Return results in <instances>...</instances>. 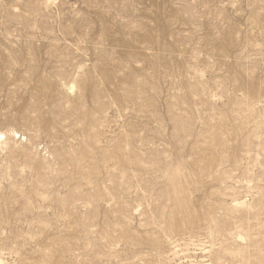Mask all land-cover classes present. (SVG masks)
I'll list each match as a JSON object with an SVG mask.
<instances>
[{
  "label": "rangeland",
  "instance_id": "rangeland-1",
  "mask_svg": "<svg viewBox=\"0 0 264 264\" xmlns=\"http://www.w3.org/2000/svg\"><path fill=\"white\" fill-rule=\"evenodd\" d=\"M43 3L0 0L3 264H264V0Z\"/></svg>",
  "mask_w": 264,
  "mask_h": 264
},
{
  "label": "bare ground",
  "instance_id": "bare-ground-1",
  "mask_svg": "<svg viewBox=\"0 0 264 264\" xmlns=\"http://www.w3.org/2000/svg\"><path fill=\"white\" fill-rule=\"evenodd\" d=\"M51 2H52V0H44V5L45 6H48V5H50L51 4ZM12 134L14 135V136H16V132H12ZM5 141H6V135H5V133H3V132H0V145H3V144H5ZM175 256V255H174ZM0 264H3V262L0 260Z\"/></svg>",
  "mask_w": 264,
  "mask_h": 264
}]
</instances>
